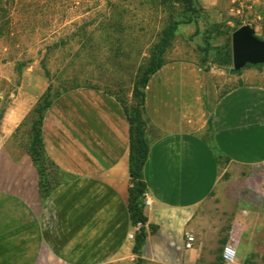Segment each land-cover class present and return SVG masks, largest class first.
<instances>
[{"label":"crops","instance_id":"crops-1","mask_svg":"<svg viewBox=\"0 0 264 264\" xmlns=\"http://www.w3.org/2000/svg\"><path fill=\"white\" fill-rule=\"evenodd\" d=\"M198 3L209 24L222 22L223 0ZM143 107L141 181L151 205L143 208L139 255L128 237L129 117L113 94L77 87L57 95L43 116L49 171L0 144V264H196L197 239L187 250L185 234L196 237L207 203L234 200L228 175L237 191L264 203V63L235 69L232 44L225 69L164 61L147 81ZM22 117L1 112L3 138Z\"/></svg>","mask_w":264,"mask_h":264},{"label":"rangeland","instance_id":"rangeland-1","mask_svg":"<svg viewBox=\"0 0 264 264\" xmlns=\"http://www.w3.org/2000/svg\"><path fill=\"white\" fill-rule=\"evenodd\" d=\"M223 3L220 19L228 26L210 40L212 46L222 45L241 27L264 43V0ZM190 15L181 0H0V115L7 108L23 113L11 136L3 138L0 129V144L14 156H31L42 171H49L33 141V127L47 104L64 91L96 87L130 111L137 103L134 85L169 27L174 31L162 61L225 69L212 63L213 52L205 47L206 18L191 21ZM230 177L224 182L234 200L207 203L202 219L197 218L195 249L201 254L196 264H222L227 243L236 248L235 264H264V203L251 192L237 191L236 179ZM48 178L43 175L44 181L54 182ZM139 230L132 225L133 240ZM139 261L132 264H153Z\"/></svg>","mask_w":264,"mask_h":264},{"label":"trees","instance_id":"trees-1","mask_svg":"<svg viewBox=\"0 0 264 264\" xmlns=\"http://www.w3.org/2000/svg\"><path fill=\"white\" fill-rule=\"evenodd\" d=\"M187 6V9L191 13V21H196L199 17L204 16L202 8L200 7L198 0H181ZM235 27L238 25L236 21L231 19ZM227 26L226 21L218 24H209L206 23V32H205V47L207 51L213 52L212 63L216 65H230L231 64V38L230 36L226 39L225 43L219 46H212L210 40L213 37L221 36L223 33L221 28ZM174 31L173 27H169L164 32V37L161 39L160 44L157 46L155 55L153 56L149 68L147 71L141 76L138 82L134 85L133 88V96L137 100L136 106L133 107L130 111L125 108V112L129 117V121L131 123V141H130V153H129V169L130 174L132 176V186L129 190L128 196V209L130 213L131 224L134 226L136 224H141V228L139 232L135 235L134 238V248L133 253L135 255H139L141 244L145 238V230L144 225L146 223V218L143 215V195L146 190L144 184L141 181V170L143 164L146 160V155L148 151V143L145 139V130L147 127V121L144 117V89L147 84L149 77L154 74L164 62L162 61L161 54L164 48L168 45L169 38L172 36ZM234 29L232 30V32ZM231 33V32H230ZM49 90V89H47ZM54 100V99H53ZM52 100V101H53ZM51 101V102H52ZM51 102H49L46 106V109L50 106ZM122 104V103H121ZM123 105V104H122ZM45 109V111H46ZM44 111V113H45ZM43 115H40L39 121L37 122V127H33V141L41 147V135H40V127L43 119Z\"/></svg>","mask_w":264,"mask_h":264},{"label":"water","instance_id":"water-1","mask_svg":"<svg viewBox=\"0 0 264 264\" xmlns=\"http://www.w3.org/2000/svg\"><path fill=\"white\" fill-rule=\"evenodd\" d=\"M231 44L235 69L245 64L264 63V43L254 40L246 27H241L232 34Z\"/></svg>","mask_w":264,"mask_h":264},{"label":"built area","instance_id":"built-area-1","mask_svg":"<svg viewBox=\"0 0 264 264\" xmlns=\"http://www.w3.org/2000/svg\"><path fill=\"white\" fill-rule=\"evenodd\" d=\"M151 205V201L148 199V195L145 193L143 195V206L149 207ZM141 224H136V230H139L141 228ZM129 239H133V233H130L128 235ZM196 242V237L193 234L186 233L185 234V242L184 247L185 249L189 250L193 248L194 244ZM236 261V248L230 244L227 243L221 252V262L222 264H235Z\"/></svg>","mask_w":264,"mask_h":264}]
</instances>
